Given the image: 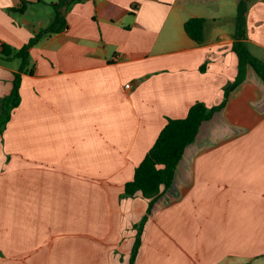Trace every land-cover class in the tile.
I'll return each instance as SVG.
<instances>
[{
  "label": "crops",
  "instance_id": "0c3cea01",
  "mask_svg": "<svg viewBox=\"0 0 264 264\" xmlns=\"http://www.w3.org/2000/svg\"><path fill=\"white\" fill-rule=\"evenodd\" d=\"M239 1L87 0L31 49L0 137V264H128L149 203L125 186L168 119L222 102ZM41 4L0 0V44L20 49L49 26L31 14ZM191 18L207 21L204 44L187 35ZM246 34L264 61V0L249 2ZM18 68L0 60V98ZM244 260L264 264V83L251 69L186 148L137 264Z\"/></svg>",
  "mask_w": 264,
  "mask_h": 264
},
{
  "label": "trees",
  "instance_id": "16d2710c",
  "mask_svg": "<svg viewBox=\"0 0 264 264\" xmlns=\"http://www.w3.org/2000/svg\"><path fill=\"white\" fill-rule=\"evenodd\" d=\"M86 1L60 0L57 3H52L54 9L53 21L49 26L35 33L27 44L20 49H15L8 44H0L1 61H19V68L14 74L10 93L0 98V137L4 135L13 111L21 104L20 89L23 76L34 73V68L30 62L31 49L42 40L67 30L68 23L65 12L69 11L74 5ZM250 1L240 0L238 3L233 44V51L238 58V73L234 81L224 89L222 102L211 108L203 103H196L190 108L185 118L168 119L156 142L135 169L132 181L125 186L124 197L134 198L137 194H140L149 203L147 214L135 226L136 236L128 264H137L146 224L162 194L171 187L185 150L196 140L201 125L211 120L217 112L225 108L231 94L246 80L250 69L264 83V61L252 55L246 46V14ZM26 10V5L12 9V11L19 12H25ZM206 23L207 21L203 18H191L185 24L187 35L200 45L206 41Z\"/></svg>",
  "mask_w": 264,
  "mask_h": 264
},
{
  "label": "rangeland",
  "instance_id": "374dc122",
  "mask_svg": "<svg viewBox=\"0 0 264 264\" xmlns=\"http://www.w3.org/2000/svg\"><path fill=\"white\" fill-rule=\"evenodd\" d=\"M46 4L36 5L32 8L31 14L34 18L40 19L45 22V24H51V17L53 16V6L50 0H45ZM260 263V262H258ZM241 264H251L247 261H242Z\"/></svg>",
  "mask_w": 264,
  "mask_h": 264
},
{
  "label": "built area",
  "instance_id": "2783aa9c",
  "mask_svg": "<svg viewBox=\"0 0 264 264\" xmlns=\"http://www.w3.org/2000/svg\"><path fill=\"white\" fill-rule=\"evenodd\" d=\"M130 85H127V87H129Z\"/></svg>",
  "mask_w": 264,
  "mask_h": 264
}]
</instances>
